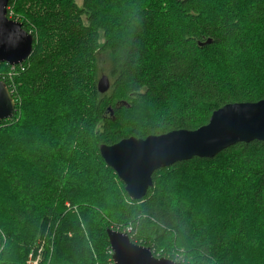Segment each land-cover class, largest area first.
Wrapping results in <instances>:
<instances>
[{
  "label": "trees",
  "instance_id": "obj_1",
  "mask_svg": "<svg viewBox=\"0 0 264 264\" xmlns=\"http://www.w3.org/2000/svg\"><path fill=\"white\" fill-rule=\"evenodd\" d=\"M25 1H9L18 19L11 12L10 18L33 34V50L15 66L0 61L7 73L13 69L0 81L14 99L15 113L26 103L44 109L62 105L58 107L70 135L81 137L89 131L85 152L94 153L87 159L91 168L106 165L102 144L195 130L225 104L264 99V91L238 84L223 90L225 82L210 68L218 64L231 78L248 72L247 59L240 61L238 54L264 36V0H82L81 5L77 0H31L36 8L24 12ZM48 40L54 41L51 49L44 46ZM103 75L110 81L106 92L98 88ZM63 82L71 85L64 93L56 88ZM10 120H0V132ZM7 174L29 196L0 211V264L24 263L28 249L22 242L33 238L39 225L54 242L43 264H115L109 228L126 232L155 256L183 264H264L261 140L238 142L213 157L194 156L161 167L142 199L131 198L119 179L124 188L112 192L117 198L100 210L73 199L83 175L68 172L31 194L18 172ZM228 177L239 181L238 194L222 188ZM185 179L193 185L183 188ZM98 188L91 200L95 205L105 198ZM241 199L247 202L239 203ZM221 204L232 219L237 204L249 205L254 214L249 220L234 219L231 231L225 229L213 239L205 220L213 209L223 211ZM181 238L193 247L188 255L179 252Z\"/></svg>",
  "mask_w": 264,
  "mask_h": 264
},
{
  "label": "rangeland",
  "instance_id": "obj_2",
  "mask_svg": "<svg viewBox=\"0 0 264 264\" xmlns=\"http://www.w3.org/2000/svg\"><path fill=\"white\" fill-rule=\"evenodd\" d=\"M40 2L41 1L38 3ZM77 2L80 5L82 4V0H77ZM32 8L35 9L36 4L31 0H26L22 7L24 12H28V10ZM10 12L11 16L17 18L8 5V14ZM16 13L22 15L18 10ZM44 40H46V37H43V41ZM44 46L47 49H51L54 46V41L48 40V42L44 43ZM240 51L242 52L238 54V59L240 61L247 59L246 67L248 72L246 74L243 76L235 75L231 78L229 72L220 68L218 64H215L214 67L210 66L213 75L216 77H222V82H225L222 84V88L225 91H230L238 84L246 86L248 90L253 92H263L264 36L256 37L254 43H250L248 47ZM12 70L13 69L7 73L6 70L0 66V78L4 77L3 74L12 73ZM56 88L62 90V93H64L71 89V85L67 82H63ZM179 100L180 99L177 98V101ZM58 104H56L57 106L55 108L49 106V108L46 109L43 108V105H41L43 107L40 106L39 108L36 107L35 104L31 107L28 103L23 104L24 109H21V111L17 113L14 111L16 115L14 114L11 120L5 123L6 125L2 128V131L0 132V211L5 207L24 203V198L29 196L23 194L22 191L15 187L14 176L7 174L10 170L12 172H18L23 185L26 184L28 186L27 188L30 190L31 194L40 191V189L43 190L45 187L44 185L47 182L51 183L54 179L59 180L61 179V176H66L68 172L69 174L75 172L78 175H83L81 177V183L79 184L80 189L75 190L73 193V199L81 201L80 204L82 205L88 204L87 207L94 205L95 209L98 207V210L103 207L105 202L112 201V198L113 200L117 198L112 192L117 193L124 188L119 181L120 178L118 179L108 170L109 166L107 164L101 165L95 162L98 165L91 168L92 162H90V160L87 161V159L88 156H91L92 159L94 153L91 152L88 155L85 152V150L89 149V142H91L89 131L84 130V134H82L81 137L74 138L70 135L69 132L71 128L69 125L65 124L64 112L61 109L62 107H58ZM174 108L176 109V107ZM167 111L173 112L171 109ZM163 114H167V112H163ZM92 147L93 146H91V150ZM62 150L64 151L62 152ZM37 151L41 154L36 153L35 155V152ZM52 154L57 155L54 156ZM62 154L65 157H68V160L62 158L64 162L61 161L60 158L63 156ZM55 165L59 166L55 167ZM71 169L73 171H70ZM205 179L207 178H204L203 180ZM184 185L183 188H189L190 185L193 184L191 180H188ZM236 185H240L237 178L228 177L222 188L234 189V193L238 194L240 189L239 187H236ZM96 188L100 189V193H102L101 196L105 197L103 198L104 201L96 204L97 206L93 201L91 203L93 196L95 193L97 194V191L95 190ZM238 196L240 197V195ZM245 202L247 201L241 199V202L239 203L245 204ZM68 205L70 204L68 203ZM78 207L79 206L75 205L74 209L78 210ZM219 207L228 214L218 209H213L211 217L205 220V228L208 230L209 236L213 239H218L219 234L225 229L231 231L232 229L229 228V224L232 223L234 219L240 218V221L249 220V216L254 214L253 212H249V205L237 204L234 205L237 214L232 219L230 213L226 209V205L221 204ZM242 227L240 225L236 226L237 230L240 231L243 229ZM38 228L39 232L36 231L33 238L22 242L28 249V256L24 258L25 262L23 263L22 261L21 264H28V260L31 256L37 258L39 264H43L46 257L52 255L54 242H52V239H49L47 236L48 230L46 229L41 232V225H39V227L37 226L35 229ZM181 239L179 252L182 256L188 255L193 247L187 241L188 239ZM166 246L170 247L171 244ZM156 256L159 257V255Z\"/></svg>",
  "mask_w": 264,
  "mask_h": 264
},
{
  "label": "water",
  "instance_id": "obj_3",
  "mask_svg": "<svg viewBox=\"0 0 264 264\" xmlns=\"http://www.w3.org/2000/svg\"><path fill=\"white\" fill-rule=\"evenodd\" d=\"M9 1L0 0V61L15 65L31 54L34 36L8 16ZM109 87V78L103 75L98 88L106 92ZM14 111V99L6 83L0 81V120L12 118ZM253 140L264 142V99L225 104L212 113L207 124L195 130L178 129L102 144L100 153L124 182L129 196L138 200L153 185L152 175L157 169L194 156L213 157L238 142ZM107 233L115 264H183L155 256L150 247L133 242L125 232L109 228Z\"/></svg>",
  "mask_w": 264,
  "mask_h": 264
},
{
  "label": "built area",
  "instance_id": "obj_4",
  "mask_svg": "<svg viewBox=\"0 0 264 264\" xmlns=\"http://www.w3.org/2000/svg\"><path fill=\"white\" fill-rule=\"evenodd\" d=\"M28 264H39V260L31 256L28 260Z\"/></svg>",
  "mask_w": 264,
  "mask_h": 264
},
{
  "label": "clouds",
  "instance_id": "obj_5",
  "mask_svg": "<svg viewBox=\"0 0 264 264\" xmlns=\"http://www.w3.org/2000/svg\"><path fill=\"white\" fill-rule=\"evenodd\" d=\"M9 17H10V13H9V15H8ZM16 20V19H15Z\"/></svg>",
  "mask_w": 264,
  "mask_h": 264
}]
</instances>
